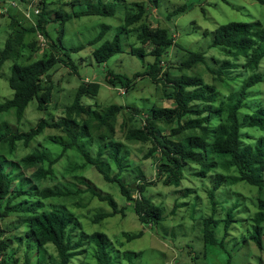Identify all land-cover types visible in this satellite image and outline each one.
I'll list each match as a JSON object with an SVG mask.
<instances>
[{"label":"trees","instance_id":"16d2710c","mask_svg":"<svg viewBox=\"0 0 264 264\" xmlns=\"http://www.w3.org/2000/svg\"><path fill=\"white\" fill-rule=\"evenodd\" d=\"M6 1L0 0V3ZM15 1L23 5V3L29 4L32 0ZM77 1L72 0L67 5H74ZM83 1L90 2L88 10L74 14L58 11V19L65 22L72 17L113 16L117 13L116 3H111L112 0ZM158 1L148 0V3L158 8ZM257 1L264 4V0ZM47 3L48 0L43 3V13L37 19L38 27L28 22L20 10L10 7L11 33L5 49L0 54V73L8 61L14 60L10 78L14 96L0 103V251L6 254L12 247L6 239L7 232L2 227V223L16 213L13 203L19 196L37 192L40 199L34 208L29 209L30 216L23 220L27 224L28 232L26 237H20L18 241H24L25 238L33 242L35 240L41 247L53 244L59 254V264H70L82 253L79 249L85 242L86 234H82L80 239L74 241L73 232L78 226L74 215L62 206L49 204L48 209H45V200L59 198L65 200L83 193H91L93 197L106 201L112 209L111 212L95 215L93 221L96 223L113 217L125 209V207H119L113 195L103 193L96 184L85 178L81 179V186L73 182L61 186H44L45 181L53 177L56 163L69 149L76 150L86 163L94 166L106 182L119 187L125 199L133 202V208L142 224L153 226L162 221L161 207L145 195L147 186L155 182H147L145 174L139 167L130 173V175H136L134 183H137V188H132L133 183L128 184L125 181L123 175L129 173L127 169L130 166V150L124 140L129 143L151 144V148L144 157L145 159L157 157V180L165 186H181L187 167L189 171L192 167H198L199 171L193 175H198L201 179L214 173L213 187L209 194L213 214L204 220L202 232L206 246H217L219 242L214 230L221 222H224L227 236L234 219L232 211L228 212L226 219L215 218L217 210L215 193L225 184L235 185L241 182L258 187L261 193L264 192V108L259 107L251 114H242V110L248 107L249 90L264 81V77L258 73L264 59V49L260 47V43L264 42V29L261 23L229 22L214 30L212 47L223 48L222 52L225 56L235 62L243 59V68L250 73L236 93L220 99L219 90L213 85L214 83L207 85L205 90L190 91L192 88L201 87L203 80L199 76H187L185 71L196 69L205 63V54L183 50L185 55L181 62L178 65L171 62L169 53L175 45L173 34L163 27L152 29L146 15L148 3L140 2L136 11H128L120 31L127 33L130 38H135L130 50L132 55L139 58L151 55L154 57V62L143 73H136L134 81L108 70L100 82L112 88L121 86L120 88L127 91L135 81L148 78L153 84L164 87V97L172 105L170 107L155 105L144 109L142 114L137 112L131 113L127 118L124 117L120 124L123 136L122 139H118V118L126 109L128 110V107L114 104L104 110L96 111L93 106L85 105L84 98L97 97L102 85L96 82L98 80L85 83L82 78L73 103L63 110V115L42 119L30 132H13L8 121H1V115L13 114L18 121H22L27 108L35 99L38 100L41 111H48L53 104V85H50L53 79L51 73L53 66L57 63L71 66L76 73V66L70 61L68 51L84 49V47L66 49L62 42V35H59L58 42L53 41L52 33L48 28ZM4 6L6 4L0 5V7ZM186 9L187 6H181L167 18L170 20L176 18ZM2 17L6 16L0 15V18ZM24 21L29 25H26ZM32 33L43 35L50 50L42 59L22 63L20 59L25 47H31L34 54L43 49L38 41L26 42ZM104 36L105 31H102L90 44L102 42ZM148 47L151 50H147ZM122 52L121 36L118 33L113 41H106L98 46L93 51V56L97 64L103 65ZM33 53L30 55L31 58ZM165 62L173 64L164 68ZM236 65L239 64L225 61L222 66L228 69V66L236 68ZM175 72L177 74H174ZM212 73L217 74L215 71ZM222 73L224 72L219 71L217 75L222 78ZM205 113L206 116H204ZM47 129L57 130L63 134L54 136L50 142L52 144L60 142L63 145L64 154L53 156L51 150H42L46 147L45 145L38 144L35 152L16 159L20 142L29 147ZM244 129H257L262 134L255 142H247L243 133ZM92 148L96 149L95 155L90 151ZM102 161L110 165L115 164L118 172L111 177L110 171L101 166ZM9 167L12 168L10 171H8ZM29 171L32 173L28 174ZM13 193L16 194L11 197ZM135 193L138 196L133 198ZM5 202L6 207H3ZM251 220L255 227L252 239L263 251V199L259 200V210ZM16 223H12L11 230H14L13 225ZM138 236L134 235L131 238ZM87 245H89L87 251L94 253L99 264H112V252L109 250L111 243L106 234L96 232L89 235ZM227 264H231L230 260Z\"/></svg>","mask_w":264,"mask_h":264},{"label":"rangeland","instance_id":"374dc122","mask_svg":"<svg viewBox=\"0 0 264 264\" xmlns=\"http://www.w3.org/2000/svg\"><path fill=\"white\" fill-rule=\"evenodd\" d=\"M10 1L15 2L7 0L8 8L11 7ZM70 1L72 0H48L46 15L53 41L58 42L59 35H62V42L66 49L84 47L81 51H68L69 59L75 64L77 72L75 73L71 66L57 63L51 71L53 79L50 85H53V104L50 109L41 111L39 102L35 99L27 108L22 121H18L15 115L8 113L1 115V121H8L13 132H30L38 126L42 119L63 115V110L73 103L82 78L87 82L98 80L96 82L101 83L102 86L97 97H85L83 102L85 105L93 106L96 111L104 110L114 104L128 107V110L124 108L126 110L119 116L117 123V138L122 139L120 124L124 117L127 118L131 113L140 112L142 114L144 109L155 105L162 107L172 105L164 97V87L160 84H153L148 78L135 81L126 91V95L120 94L118 89L121 86L112 88L100 82L108 70L134 81L136 73H143L149 65L153 64L154 57L151 55L144 58L132 55L130 50L135 38H130L127 33L120 31L128 11H136L138 3H148V0H112L111 3H116L117 6L116 15L72 17L63 22L57 17L58 11L74 14L89 9L90 2L78 0L74 5H67ZM2 4L4 3H0ZM181 6H187L184 13L171 20L167 18L170 13ZM146 15L152 29L163 27L173 34L176 43L170 50L169 60L174 64L178 65L181 62L185 55L183 50L205 54V63L196 69L185 71L187 76H199L203 80L201 87L192 88L190 91L205 90L207 85L214 83L213 85L220 93L218 97L224 99L236 93V90L240 89L243 81L250 75L243 68V59L235 62L225 56L222 52L223 48L212 47L213 32L220 25L229 22H260L264 29V4L260 1L159 0L158 8L152 3L147 4ZM11 22L10 16L0 18V54L5 49L10 36ZM25 24L29 25L27 22ZM102 31H105L102 42L90 44ZM118 33L121 36L123 52L111 58L106 64H97L93 51L103 42L113 41ZM41 40L36 33H32L26 42L38 41L42 44ZM260 47L264 49V42L260 43ZM48 50L50 49L44 44L43 49L34 54L33 49L27 46L23 49L20 62L31 63L42 59ZM147 50L151 48L148 47ZM31 53L34 54L32 58ZM225 61L239 65H236V68L228 66L229 68L225 69L226 66H222ZM170 64L173 63L165 62L163 66L164 68L170 67ZM13 65L14 60L8 61L0 73V103L14 96V90L10 85ZM213 71L217 74L223 71L222 78L217 74L213 75ZM258 73L264 77V59ZM249 93L248 107L242 110L244 115L253 113L259 107L264 108V81L251 88ZM135 108L138 110H133ZM206 115L205 113L204 116ZM243 133L245 140L251 143L262 134L257 129H244ZM62 135L60 131L47 129L29 147L20 142L16 159L35 152L38 144L45 145L46 147L42 150H51L53 156L64 154L63 145L60 142L55 144L50 142L54 136ZM124 142L130 150V166L127 169L129 173L123 175L126 183H133L132 187L137 188V183H134L136 175H130L131 171L137 167L145 174L147 182L154 181L155 184L147 186L145 195L161 207L163 219L153 226L142 224L133 208V202L125 199L119 187L106 182L94 166L86 163L76 150L69 149L56 163L53 177L46 180L44 186H61L70 182L81 186V179L85 178L96 184L103 193L113 195L120 208L125 207L121 213L96 223L93 221L95 215L101 212H111L112 209L106 201L93 197L91 193H83L74 198H65V200L59 198L44 201L45 209H48L49 204L62 206L74 215L78 223L76 231L73 232L74 241L80 239L82 234H86L85 242L79 249L82 253L76 256L70 264H99L94 253L87 251L88 236L96 232L108 236L111 243L109 250L112 252V264H227L228 260L231 264H264V247L261 251L252 239L255 227L251 220L259 210V200H264V192L261 193L258 187L245 182L235 185L225 184L221 187L215 193L217 202L215 218L226 219L228 212L232 211L234 222L229 227L227 236L225 235L226 224L221 222L214 230L218 245L206 246L202 231L204 220L213 214L209 194L213 187L214 173L201 179L198 175H193L199 171L198 167H192L190 171L187 167L181 186H165L157 180V157L147 159L144 157V154L148 153L151 148V144L129 143L126 140ZM93 148L90 151L95 155L96 149ZM101 166L110 171L111 177L118 172L115 164L110 165L102 161ZM11 169L9 167L8 171ZM31 173L32 171L28 172V174ZM137 193L133 194V198L138 196ZM15 194L13 193L11 197ZM39 199L37 192L15 198L13 207L16 213L2 223V227L7 232L6 239L12 247L7 251V255L0 251V264L2 262H5L3 264H59V254L53 244L41 247L35 240L33 242L25 238L24 241H18L20 237H26L28 227L23 220L30 216L29 209L34 208ZM3 207H6V202ZM13 222L17 223L13 225L14 230H11ZM134 235L139 236L131 238ZM262 239L264 245V233Z\"/></svg>","mask_w":264,"mask_h":264},{"label":"built area","instance_id":"2783aa9c","mask_svg":"<svg viewBox=\"0 0 264 264\" xmlns=\"http://www.w3.org/2000/svg\"><path fill=\"white\" fill-rule=\"evenodd\" d=\"M43 0H33L28 5H21L17 1H10L9 4L14 9H20L22 14L31 22H35V18L41 14V4ZM41 3V4H40ZM19 4V5H18ZM4 5V4H2ZM11 11L10 7L7 5L4 7H0V15L9 14Z\"/></svg>","mask_w":264,"mask_h":264},{"label":"clouds","instance_id":"9594fccd","mask_svg":"<svg viewBox=\"0 0 264 264\" xmlns=\"http://www.w3.org/2000/svg\"><path fill=\"white\" fill-rule=\"evenodd\" d=\"M14 1H15V0H14ZM32 1H33V0H32ZM32 1H31V2H32ZM44 2H45V0L42 1V4H41V14L35 18V22H31V21H29V20L26 18L28 22L32 23V24H33L34 26H36V27H38V25H39L37 19H38L39 17H41V15H42V13H43V9H44V4H43V3H44ZM1 3L6 4L7 1H6V2H1ZM20 4H21V3H20ZM21 5H22V4H21ZM23 5H28V4L23 3ZM9 14H11V13H9ZM9 14H3L2 16H6V15H8V16H6V17H9ZM38 36L40 37V39H42V40H41V43H42V44H40V46L43 48V45L45 44V45L49 48L48 43H47L45 37H44L43 35H38ZM174 39H175V38H174ZM175 43H176V41H175ZM84 82H85V83H90V82H87L85 79H84ZM118 90L121 92V93H120L121 95H126V90H124V89H122V88H119Z\"/></svg>","mask_w":264,"mask_h":264},{"label":"water","instance_id":"95a60500","mask_svg":"<svg viewBox=\"0 0 264 264\" xmlns=\"http://www.w3.org/2000/svg\"><path fill=\"white\" fill-rule=\"evenodd\" d=\"M132 188H135V187H132Z\"/></svg>","mask_w":264,"mask_h":264}]
</instances>
